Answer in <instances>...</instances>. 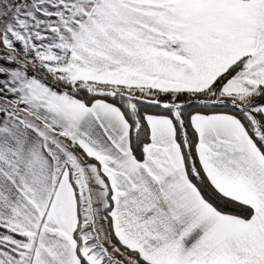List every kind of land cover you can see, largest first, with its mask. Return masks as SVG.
I'll use <instances>...</instances> for the list:
<instances>
[{
  "label": "snow or ice",
  "instance_id": "1",
  "mask_svg": "<svg viewBox=\"0 0 264 264\" xmlns=\"http://www.w3.org/2000/svg\"><path fill=\"white\" fill-rule=\"evenodd\" d=\"M0 264H264V0H0Z\"/></svg>",
  "mask_w": 264,
  "mask_h": 264
}]
</instances>
